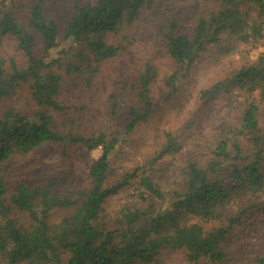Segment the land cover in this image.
Here are the masks:
<instances>
[{"label":"trees","instance_id":"1","mask_svg":"<svg viewBox=\"0 0 264 264\" xmlns=\"http://www.w3.org/2000/svg\"><path fill=\"white\" fill-rule=\"evenodd\" d=\"M51 1L31 0L24 24L7 11L4 0L0 2V105L29 80L32 99L42 109L31 118L0 112V264H159L165 255L178 252L188 264H264V254L253 261L244 259L233 242L238 227L247 234L264 230V221L249 220L248 215L264 192V54L201 91L205 101L237 94L244 106L236 127H221L213 157L205 164L184 163L170 193L164 191L162 180L138 175L137 169L109 183L111 159L121 139L116 134L83 137L72 133V128L64 133L55 129L47 111L62 110L58 101L62 78L35 58L34 38L28 30L39 36L47 55L61 38L69 46H82L86 54L77 56L99 65L118 53L104 39L137 23L154 0H94L75 7L62 31L46 14ZM203 1L212 11L198 18L194 31L180 30L179 20H173L161 33L164 50L178 67L168 81L170 95L178 93L182 78L209 48L231 57L241 46L264 43V0ZM6 39L14 40L23 53L29 77L22 76L13 61L7 70L2 57ZM66 71L82 73L70 64ZM155 76L149 64L138 78L139 106L128 108L125 134L153 113L150 85ZM173 139L165 135L154 162L178 152ZM46 144H75L87 152L101 149L100 157L88 166V191L58 195L51 180L40 188L19 185L9 194L7 164ZM126 191L132 193L125 195L112 219L104 204ZM245 203L247 209L234 212V206ZM55 209L74 212L50 225Z\"/></svg>","mask_w":264,"mask_h":264},{"label":"rangeland","instance_id":"2","mask_svg":"<svg viewBox=\"0 0 264 264\" xmlns=\"http://www.w3.org/2000/svg\"><path fill=\"white\" fill-rule=\"evenodd\" d=\"M7 11L17 17L21 24L27 19L31 0H4ZM1 2V0H0ZM94 0H52L45 8L47 16L62 31L74 14L75 7L90 5ZM212 7L203 0H154L153 7L130 28L109 35L104 40L117 48L116 56L96 65L92 60H83L78 53L86 50L77 44L71 46L58 39V47L49 55L43 52L39 36L28 30L34 38V55L43 60L50 71L62 78L58 101L61 111H47L53 118L55 129L71 132L83 137L104 133L118 135L121 143L111 159L112 174L109 183H115L135 169L138 175L146 173L162 180L164 191L173 190L177 172L187 161L205 164L214 154L218 132L223 125L236 127L244 109L237 94L202 100L201 91L222 80L231 69L252 63L264 54V43L241 46L231 57L209 48L200 54L189 74L182 78L177 94L170 95L168 81L178 70L177 65L166 54L162 31L170 21L179 20L180 30L194 31L197 20L207 16ZM69 46V47H68ZM2 57L9 70L13 61L22 76L31 75L27 62L16 42L6 39L2 45ZM51 59H57L54 64ZM66 64L77 66L82 73H68ZM152 65L156 76L150 85V98L154 105L149 119L139 124L131 133H124L128 121V108L138 107L137 81L147 65ZM10 110L29 118L41 111L34 102L30 81H24L16 91L3 101L0 112ZM170 134L178 150L159 161L153 158L165 145V135ZM101 155V149L87 152L80 145L46 144L26 157H16L7 164V186L9 194L19 186L44 187L51 180L56 182L58 195L86 192L90 187L88 166ZM154 162V163H153ZM124 192L109 198L104 210L112 219L123 206ZM261 201V202H260ZM8 203V197L5 200ZM255 207L251 208V219L264 221V192ZM248 203L234 206L235 213L248 208ZM73 209H55L49 224L59 223L70 216ZM244 227L235 230L233 242L237 252L247 260H255L264 254V230L244 233ZM159 264H188L182 253L167 254Z\"/></svg>","mask_w":264,"mask_h":264}]
</instances>
